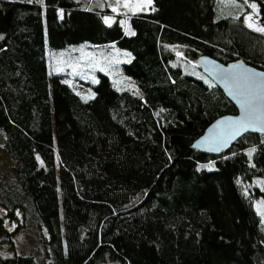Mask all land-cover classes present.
<instances>
[{
	"label": "trees",
	"instance_id": "obj_1",
	"mask_svg": "<svg viewBox=\"0 0 264 264\" xmlns=\"http://www.w3.org/2000/svg\"><path fill=\"white\" fill-rule=\"evenodd\" d=\"M230 1L244 0H151L112 15L95 0H0L1 150L15 180L0 190L14 224L0 215V250L11 251L0 264H37L15 251L31 229L44 231L45 264H264L254 209L264 208V136L246 133L218 156L191 149L236 112L196 57L264 71V34L244 10L224 16ZM246 1L264 25V0ZM82 44L127 50L121 69L136 90L98 73L84 98L61 75L48 80L46 52Z\"/></svg>",
	"mask_w": 264,
	"mask_h": 264
},
{
	"label": "rangeland",
	"instance_id": "obj_2",
	"mask_svg": "<svg viewBox=\"0 0 264 264\" xmlns=\"http://www.w3.org/2000/svg\"><path fill=\"white\" fill-rule=\"evenodd\" d=\"M27 2H41V0H19ZM242 4L225 3L223 6L224 16L238 14L244 10V22L254 31L264 34V25L258 22L257 6L254 3L244 0ZM127 4V6H125ZM94 5L97 7H107L114 14L124 13L130 15L140 11L147 10L149 4L147 0H95ZM255 5V8L251 7ZM237 8V11L235 12ZM233 12V13H232ZM112 16H106L105 22L112 20ZM125 31L131 34V30L127 29L126 20H121ZM172 49L179 55L178 47ZM47 74L48 80L52 75H61L65 83H67L77 94L84 98L93 96L92 87L98 81V73L106 75L113 83L117 90H126L134 92L136 84L134 80L124 74L121 69L122 64L131 61V54L124 49L117 48L114 44H105L98 46L87 45H71L58 51H47ZM194 64V63H193ZM199 78H203L199 71L194 73ZM204 79V78H203ZM3 137L0 133V190H14L15 180L12 173V161H10L1 150ZM254 209L261 221L264 223V208L260 201L254 202ZM0 215L5 216V211L0 207ZM18 220H21L20 214H17ZM4 221L9 229L14 228V224H10L4 217ZM45 235L41 229H31L19 231L14 237L15 251L17 253H32L36 258L37 264H45L43 260V244L41 237ZM0 252L4 255H10L11 251L3 248ZM99 264H107V261H101ZM109 264V263H108Z\"/></svg>",
	"mask_w": 264,
	"mask_h": 264
},
{
	"label": "water",
	"instance_id": "obj_3",
	"mask_svg": "<svg viewBox=\"0 0 264 264\" xmlns=\"http://www.w3.org/2000/svg\"><path fill=\"white\" fill-rule=\"evenodd\" d=\"M195 64L236 112L213 120L193 141L191 149L218 156L246 133L264 136V71L242 59L223 64L204 55L196 57Z\"/></svg>",
	"mask_w": 264,
	"mask_h": 264
},
{
	"label": "snow or ice",
	"instance_id": "obj_4",
	"mask_svg": "<svg viewBox=\"0 0 264 264\" xmlns=\"http://www.w3.org/2000/svg\"><path fill=\"white\" fill-rule=\"evenodd\" d=\"M147 2L150 4L151 0H147ZM125 6H127V4ZM251 7L255 8V5H251ZM261 30L264 31V29H261Z\"/></svg>",
	"mask_w": 264,
	"mask_h": 264
}]
</instances>
